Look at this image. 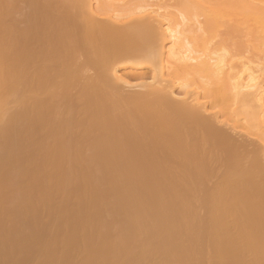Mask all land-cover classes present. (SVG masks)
<instances>
[{"label":"bare ground","instance_id":"6f19581e","mask_svg":"<svg viewBox=\"0 0 264 264\" xmlns=\"http://www.w3.org/2000/svg\"><path fill=\"white\" fill-rule=\"evenodd\" d=\"M0 264H264V0H0Z\"/></svg>","mask_w":264,"mask_h":264},{"label":"rangeland","instance_id":"374dc122","mask_svg":"<svg viewBox=\"0 0 264 264\" xmlns=\"http://www.w3.org/2000/svg\"><path fill=\"white\" fill-rule=\"evenodd\" d=\"M122 71H123V70H122ZM128 71H129V70H125V72H128ZM123 72H124V71H123ZM129 72H130V71H129ZM129 72L126 73V74H130V75H131V72H130V73H129ZM132 74H133V72H132ZM134 90H136V89H133L132 91H134ZM126 91H127V92H132L131 90H126ZM228 132H229V131H228ZM234 136H235L236 139L241 140V141H242V139H244V136L241 135V134H238V135H235V134H234ZM249 141H250V143H252L251 140H249ZM252 144H253V143H252ZM252 144H251V145H252Z\"/></svg>","mask_w":264,"mask_h":264}]
</instances>
